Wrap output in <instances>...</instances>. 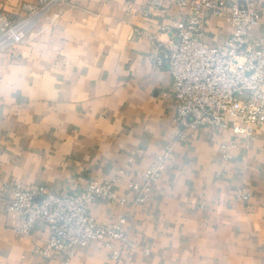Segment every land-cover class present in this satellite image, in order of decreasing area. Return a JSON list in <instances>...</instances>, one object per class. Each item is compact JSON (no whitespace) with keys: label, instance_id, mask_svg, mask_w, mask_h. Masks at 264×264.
<instances>
[{"label":"crops","instance_id":"crops-1","mask_svg":"<svg viewBox=\"0 0 264 264\" xmlns=\"http://www.w3.org/2000/svg\"><path fill=\"white\" fill-rule=\"evenodd\" d=\"M50 1L0 0V12L23 21L24 5L40 11ZM257 8L251 35L262 39L264 0ZM179 15L169 2L156 10L150 0H56L22 44L0 53V264H64L35 254L49 236L43 222L19 232V215L6 210L12 189L80 193L116 170L138 182L165 152L175 100L167 69L152 57L168 47ZM230 35L224 18L206 16L208 47ZM235 124L174 146L145 205L93 202L99 225L130 220L137 247L118 264H264V128L245 139L232 133ZM126 180L117 195L126 196ZM69 264L116 263L91 243Z\"/></svg>","mask_w":264,"mask_h":264},{"label":"built area","instance_id":"built-area-1","mask_svg":"<svg viewBox=\"0 0 264 264\" xmlns=\"http://www.w3.org/2000/svg\"><path fill=\"white\" fill-rule=\"evenodd\" d=\"M150 1L156 10L169 2L180 14L167 29L171 37L168 47L158 46L152 57L154 67L167 69L172 80L176 112L170 144L140 174L138 182L128 180L126 170H116L111 178L91 183L80 193L58 195L43 187L12 189L6 210L19 215V232L28 235L36 221L48 228L45 246L34 251L44 259L69 264L77 249L101 243L109 251L110 260L122 262V254L137 247L128 237L130 220L121 217L117 222L99 225L89 213L93 202L145 205L162 172L170 167L174 146L185 144L200 129H228L229 122L234 121L232 133L252 139L255 130L264 128V38L251 35L259 26V0ZM55 3H44L40 11L24 5L28 16L18 22L8 21L0 12V53L22 44L38 16ZM206 16L224 18L231 28L230 37L221 47H208L204 42ZM120 178L127 179L126 196L113 190Z\"/></svg>","mask_w":264,"mask_h":264},{"label":"rangeland","instance_id":"rangeland-1","mask_svg":"<svg viewBox=\"0 0 264 264\" xmlns=\"http://www.w3.org/2000/svg\"><path fill=\"white\" fill-rule=\"evenodd\" d=\"M1 13H2V12H1ZM2 14H3V13H2ZM3 15H4V14H3ZM4 16H5V15H4ZM7 20L10 21L8 18H7ZM10 22H12V20H11Z\"/></svg>","mask_w":264,"mask_h":264}]
</instances>
